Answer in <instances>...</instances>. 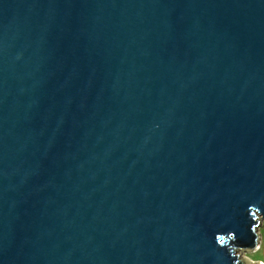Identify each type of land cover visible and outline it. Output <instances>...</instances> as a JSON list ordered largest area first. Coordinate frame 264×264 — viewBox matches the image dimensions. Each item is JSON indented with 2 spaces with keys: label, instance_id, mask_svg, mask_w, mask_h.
Instances as JSON below:
<instances>
[{
  "label": "water",
  "instance_id": "1",
  "mask_svg": "<svg viewBox=\"0 0 264 264\" xmlns=\"http://www.w3.org/2000/svg\"><path fill=\"white\" fill-rule=\"evenodd\" d=\"M262 220L264 0H0V264H248Z\"/></svg>",
  "mask_w": 264,
  "mask_h": 264
},
{
  "label": "rangeland",
  "instance_id": "2",
  "mask_svg": "<svg viewBox=\"0 0 264 264\" xmlns=\"http://www.w3.org/2000/svg\"><path fill=\"white\" fill-rule=\"evenodd\" d=\"M258 234V246L254 250L238 249L240 258L243 260V262H246L244 259H247L248 264H264V220L261 222V225L258 229Z\"/></svg>",
  "mask_w": 264,
  "mask_h": 264
}]
</instances>
